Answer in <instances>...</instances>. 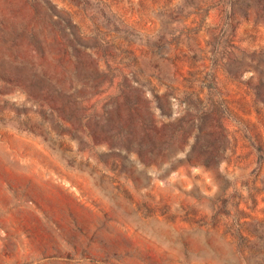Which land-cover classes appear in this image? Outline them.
<instances>
[{
  "label": "rangeland",
  "instance_id": "obj_1",
  "mask_svg": "<svg viewBox=\"0 0 264 264\" xmlns=\"http://www.w3.org/2000/svg\"><path fill=\"white\" fill-rule=\"evenodd\" d=\"M0 264H264V0H0Z\"/></svg>",
  "mask_w": 264,
  "mask_h": 264
}]
</instances>
